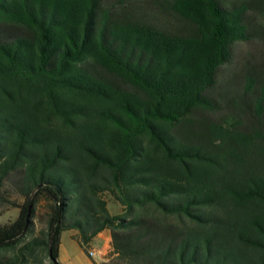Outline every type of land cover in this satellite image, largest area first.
I'll return each mask as SVG.
<instances>
[{
  "label": "trees",
  "instance_id": "obj_1",
  "mask_svg": "<svg viewBox=\"0 0 264 264\" xmlns=\"http://www.w3.org/2000/svg\"><path fill=\"white\" fill-rule=\"evenodd\" d=\"M103 1L0 0V187L14 176L23 200L0 264H60L67 231L89 255L105 230L101 264H264V74L230 102L250 125L198 115L219 112L264 0H143L124 19L138 0Z\"/></svg>",
  "mask_w": 264,
  "mask_h": 264
},
{
  "label": "rangeland",
  "instance_id": "obj_2",
  "mask_svg": "<svg viewBox=\"0 0 264 264\" xmlns=\"http://www.w3.org/2000/svg\"><path fill=\"white\" fill-rule=\"evenodd\" d=\"M118 0H104L103 4L106 8H112L117 4ZM118 6V5H117ZM145 6V1L138 0L134 4H127L126 9L120 7L112 8L113 13L118 18H126L132 14V8H142ZM153 19L155 15L148 14ZM258 23V29L261 31V37L258 39H253L249 42H239L232 47V59L229 64L223 66L216 77V86L212 92V95L218 102L220 106L219 112L216 113H199L200 118H206L210 121L221 122L224 118L228 117H239L242 118L244 125L248 126L251 124V116L245 112H241L237 109L235 105H231L230 102L235 99L239 100L243 97L244 88L246 87L247 78H256L257 74H264V7L258 12V17L256 18ZM170 25H175L176 27H186L185 24L170 22ZM168 26V24H167ZM169 28H171L169 26ZM251 99V97H247ZM0 225L7 224L9 222L17 219L19 215V208L23 203V200L17 193L16 189V178L11 176L1 187H0ZM109 208L112 214L121 213V208L110 201ZM46 209L41 207L39 211V216L36 219L37 226L41 228L44 225V220L46 216ZM72 234H76L75 231H67L63 234V251H64V263L63 264H91V262L96 263V261L105 263L101 261L102 259L111 261L112 257V247L110 241V247L106 248L102 256L97 255L95 258L90 257L80 248L77 241L73 239ZM111 236V235H110ZM90 251L99 252L96 246L90 247Z\"/></svg>",
  "mask_w": 264,
  "mask_h": 264
},
{
  "label": "crops",
  "instance_id": "obj_3",
  "mask_svg": "<svg viewBox=\"0 0 264 264\" xmlns=\"http://www.w3.org/2000/svg\"><path fill=\"white\" fill-rule=\"evenodd\" d=\"M75 234H72L74 236ZM62 240H63V235H62ZM110 241H111V236H110V231L105 230L104 232L100 233L91 243V248L96 246L99 251H101L103 254L107 252H103L106 250V248L110 247ZM63 244H61V250H60V264L64 263L63 257H64V251H63ZM103 257H100L101 261L107 262V260L102 259ZM91 264H100V262L96 261V263L91 262Z\"/></svg>",
  "mask_w": 264,
  "mask_h": 264
},
{
  "label": "built area",
  "instance_id": "obj_4",
  "mask_svg": "<svg viewBox=\"0 0 264 264\" xmlns=\"http://www.w3.org/2000/svg\"><path fill=\"white\" fill-rule=\"evenodd\" d=\"M97 255L102 256L103 253L101 251H99V252L90 251L89 252V256L92 257V258H95Z\"/></svg>",
  "mask_w": 264,
  "mask_h": 264
}]
</instances>
